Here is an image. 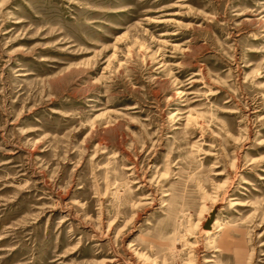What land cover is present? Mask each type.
<instances>
[{"label": "rangeland", "instance_id": "374dc122", "mask_svg": "<svg viewBox=\"0 0 264 264\" xmlns=\"http://www.w3.org/2000/svg\"><path fill=\"white\" fill-rule=\"evenodd\" d=\"M0 264H264V0H0Z\"/></svg>", "mask_w": 264, "mask_h": 264}, {"label": "water", "instance_id": "95a60500", "mask_svg": "<svg viewBox=\"0 0 264 264\" xmlns=\"http://www.w3.org/2000/svg\"><path fill=\"white\" fill-rule=\"evenodd\" d=\"M215 214H216V210H214L213 212H211L209 218L206 220L205 224H204V229L208 230L211 227L212 222L214 221L215 218Z\"/></svg>", "mask_w": 264, "mask_h": 264}, {"label": "bare ground", "instance_id": "6f19581e", "mask_svg": "<svg viewBox=\"0 0 264 264\" xmlns=\"http://www.w3.org/2000/svg\"><path fill=\"white\" fill-rule=\"evenodd\" d=\"M213 223V222H212ZM212 225V224H211ZM211 228V227H210ZM209 230V229H208Z\"/></svg>", "mask_w": 264, "mask_h": 264}]
</instances>
